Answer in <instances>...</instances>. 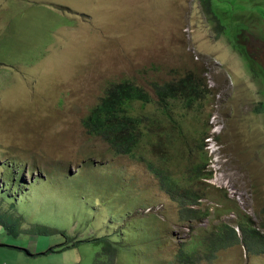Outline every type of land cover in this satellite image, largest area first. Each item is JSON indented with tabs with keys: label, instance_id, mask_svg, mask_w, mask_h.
<instances>
[{
	"label": "rangeland",
	"instance_id": "1",
	"mask_svg": "<svg viewBox=\"0 0 264 264\" xmlns=\"http://www.w3.org/2000/svg\"><path fill=\"white\" fill-rule=\"evenodd\" d=\"M193 72L212 93L174 114L136 104L149 120L133 154L84 128L111 82L156 99L153 83ZM229 199L264 232V0H0V264H108L113 242L114 264H264L215 250V225L241 234ZM79 240L94 243L13 247Z\"/></svg>",
	"mask_w": 264,
	"mask_h": 264
},
{
	"label": "trees",
	"instance_id": "2",
	"mask_svg": "<svg viewBox=\"0 0 264 264\" xmlns=\"http://www.w3.org/2000/svg\"><path fill=\"white\" fill-rule=\"evenodd\" d=\"M206 7L210 14V8H208V6ZM195 73L196 72L190 73L178 81H169L163 84L156 82L153 83L156 99L153 98L144 87L137 85L132 81L124 80L121 82H111L105 91V95L83 120V126L89 134L102 136L107 140V145L112 146L116 152L133 154L134 150L139 146L142 126L145 125L148 127L149 120L147 116L139 117L134 115L136 104L145 106L154 102L163 108L165 114H168L172 108L174 114L175 108L173 107L172 102L184 95L186 105L191 106L197 98H200L203 95L208 97L209 94L212 93L210 91L211 89L207 86V78L202 77L201 72L198 76H195ZM201 87L203 91L199 93ZM189 91L195 92V96H191ZM261 106L262 104H260V107ZM173 114L170 118L171 121L176 119ZM141 118L147 119V122L142 121ZM199 168H197V171ZM187 182L191 181L187 179ZM194 187L195 185L193 183L189 188H185V192L183 193V195L192 198V201L189 202L190 205H196L202 199L200 193L193 195L195 193ZM229 202L232 203L233 206L230 207L225 205L224 207L227 212L236 215L235 225L239 229L241 227V234L237 232L235 227H229L224 223L215 225L213 229L222 227L219 229V234H217L219 240L214 242L215 250H220L241 243L245 247L246 252L250 255L264 254V232L262 228L257 229L256 226L249 223L248 216L241 214L242 210L239 208L235 200L229 199ZM188 209L187 212L193 214L196 213L195 210ZM187 217L192 216L187 214ZM190 219L194 218H189V220ZM224 229L228 230L227 234H225ZM83 243L84 242H80V244ZM13 247L24 252L28 256L32 255L27 249L17 246ZM48 250H53V247ZM46 253L47 252L38 253L37 255L42 256ZM184 258L186 257L181 256L179 258L180 264H195L193 260L192 262H188Z\"/></svg>",
	"mask_w": 264,
	"mask_h": 264
},
{
	"label": "crops",
	"instance_id": "3",
	"mask_svg": "<svg viewBox=\"0 0 264 264\" xmlns=\"http://www.w3.org/2000/svg\"><path fill=\"white\" fill-rule=\"evenodd\" d=\"M83 241V240H79L78 242H72V243H62L58 246H56L55 248H53V250H43L41 252H37L36 249L34 250V244H31L28 245V247H25L27 248L28 251H30V253L32 255H30L29 257H41L39 255H37L38 253H45L47 252L45 255H42V257H50V256H65L67 253H69L68 251H72V250H75L77 248H79L81 245H85V244H89V243H94V241L92 240H87V243L85 244H80V242ZM97 243V242H96ZM6 245V243H4ZM115 242H113V246L112 244H108V247L110 248V253H109V261L110 263L108 264H114V254L116 255V253H114L112 250L116 248L115 246ZM143 246L146 247V243L142 244ZM177 246V242L176 241H173L171 242V246L169 247V249L171 248H176ZM51 248V247H50ZM48 249V248H47ZM101 255V253L98 254V258L99 256ZM148 256L146 253H144L143 257H146ZM153 260H156L157 258H152ZM55 261H59L57 258H54L53 260H51L50 262H47L46 264H54ZM173 261L176 262V258H173ZM98 263H100V261L98 260ZM178 263H179V260H178ZM180 264V263H179Z\"/></svg>",
	"mask_w": 264,
	"mask_h": 264
},
{
	"label": "built area",
	"instance_id": "4",
	"mask_svg": "<svg viewBox=\"0 0 264 264\" xmlns=\"http://www.w3.org/2000/svg\"><path fill=\"white\" fill-rule=\"evenodd\" d=\"M207 78V77H206ZM208 78H207V83H208ZM208 88L209 89H213V88H211V85L208 83ZM221 97V95H218V98H220ZM215 126H214V130H213V135H212V137H210V138H208V140H207V142L209 143L208 144V149L211 151V153H218V151L220 150V147H219V145L217 144V142L215 141V137H214V135H216V134H218L219 133V130H220V125L219 124H214ZM237 201L239 202V204L241 205L242 204V202H243V198H242V196H237ZM237 232H239V230H237Z\"/></svg>",
	"mask_w": 264,
	"mask_h": 264
}]
</instances>
